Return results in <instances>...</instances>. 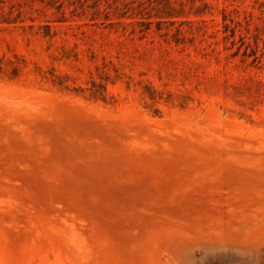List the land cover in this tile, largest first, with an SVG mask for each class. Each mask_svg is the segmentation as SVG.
I'll use <instances>...</instances> for the list:
<instances>
[{
    "label": "rangeland",
    "instance_id": "rangeland-1",
    "mask_svg": "<svg viewBox=\"0 0 264 264\" xmlns=\"http://www.w3.org/2000/svg\"><path fill=\"white\" fill-rule=\"evenodd\" d=\"M0 264H264V0H0Z\"/></svg>",
    "mask_w": 264,
    "mask_h": 264
}]
</instances>
